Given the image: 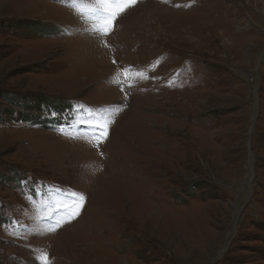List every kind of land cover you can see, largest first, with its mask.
Wrapping results in <instances>:
<instances>
[{"label": "rangeland", "instance_id": "1", "mask_svg": "<svg viewBox=\"0 0 264 264\" xmlns=\"http://www.w3.org/2000/svg\"><path fill=\"white\" fill-rule=\"evenodd\" d=\"M101 8L0 0V264H264V0Z\"/></svg>", "mask_w": 264, "mask_h": 264}, {"label": "snow or ice", "instance_id": "2", "mask_svg": "<svg viewBox=\"0 0 264 264\" xmlns=\"http://www.w3.org/2000/svg\"><path fill=\"white\" fill-rule=\"evenodd\" d=\"M97 2L102 5L103 12L107 13V19L105 20L104 28V35H107L109 31L107 25L113 24L118 15L125 11L128 7L133 6L137 0H97ZM113 63H115V61H113ZM94 127L97 128L100 137L103 139L107 138L108 124L94 125ZM66 197L69 202L63 207L68 219L62 223H70L72 219H75V217L79 215V210L85 200L84 195L77 192H68ZM60 226L61 223H58L57 227Z\"/></svg>", "mask_w": 264, "mask_h": 264}, {"label": "trees", "instance_id": "3", "mask_svg": "<svg viewBox=\"0 0 264 264\" xmlns=\"http://www.w3.org/2000/svg\"><path fill=\"white\" fill-rule=\"evenodd\" d=\"M10 98H12V94H10V97L8 98V97H6V100H8V99H10ZM12 103V102H11ZM12 105V104H11ZM4 112L5 113H10V111H9V108H4ZM0 216H1V218L3 217V215L2 214H0ZM260 241H262L261 239H260ZM263 242V241H262Z\"/></svg>", "mask_w": 264, "mask_h": 264}, {"label": "bare ground", "instance_id": "4", "mask_svg": "<svg viewBox=\"0 0 264 264\" xmlns=\"http://www.w3.org/2000/svg\"><path fill=\"white\" fill-rule=\"evenodd\" d=\"M199 20H201V19H199ZM188 37H190V38L193 39L194 38V35L193 34H189Z\"/></svg>", "mask_w": 264, "mask_h": 264}]
</instances>
